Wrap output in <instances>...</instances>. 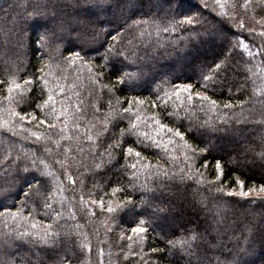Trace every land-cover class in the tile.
I'll return each mask as SVG.
<instances>
[{"label": "trees", "instance_id": "obj_1", "mask_svg": "<svg viewBox=\"0 0 264 264\" xmlns=\"http://www.w3.org/2000/svg\"><path fill=\"white\" fill-rule=\"evenodd\" d=\"M222 3L0 0V264H19L30 250L52 264H183L184 248L169 240L201 220L162 229L150 219L179 186L214 219V237L192 243L189 264H264V163L238 171L207 141L255 146L256 135L264 161V2ZM187 16L197 22L176 23ZM217 63L240 85L222 83L220 72L204 81ZM4 143L17 147L8 153ZM240 191L248 196L227 195ZM129 199L134 212L121 208ZM49 225L59 236L46 244L39 237Z\"/></svg>", "mask_w": 264, "mask_h": 264}, {"label": "rangeland", "instance_id": "obj_2", "mask_svg": "<svg viewBox=\"0 0 264 264\" xmlns=\"http://www.w3.org/2000/svg\"><path fill=\"white\" fill-rule=\"evenodd\" d=\"M27 1V0H26ZM24 2V1H23ZM20 12L21 9H19V11L17 12V14L14 16L15 18L13 19V26L12 27H16V22L19 21V19H21L20 17ZM19 16V17H18ZM79 27V30L82 31L83 29ZM84 28V27H83ZM64 27L60 26V31L62 33H64ZM77 32V31H76ZM61 34V33H60ZM225 35H223V37L221 36V39H216V41L213 42L212 47L214 49H218V45L223 41ZM24 37V36H23ZM21 38L22 42H25V39L28 38L27 34L25 35L24 38ZM47 42L48 45L50 41L47 40L45 41V43ZM6 45L0 46V60L2 61V54H6ZM22 53H23V59L20 60L19 64L23 63V60H25L27 58V50L25 47H23L22 49ZM216 73L220 72V79L222 80V83L228 85V83H233L236 81V76L232 75L228 72H224L222 71H215ZM212 81L214 80L215 76L212 75ZM237 85H240V83L238 81L235 82ZM229 86V85H228ZM199 94V95H198ZM202 93H193V96H200ZM255 136V137H254ZM206 137V136H205ZM254 139V143L255 146L252 144L248 143V140H235L231 143H227V145H221L220 143L217 142V140L213 139L212 137H208L207 141L209 144V148L211 151H213L214 153H216L217 156H219L220 158H227V160L229 161L230 165L238 170V171H243L242 165H248L252 168L257 169L258 164L256 162H260V163H264V161H262L261 157L258 155V151L260 148H262V141L257 138L256 135L252 136ZM251 139V138H250ZM1 143V142H0ZM5 149L8 151V153L12 152L13 150H15V148L17 147L16 144H12V143H4ZM256 148V151H254V149ZM259 158V159H258ZM171 192V196L169 198L168 201H165L164 203L160 202L158 204H156L157 209H155L154 211H152L151 214V221L155 224L158 223L159 225H161L162 229H172V228H176V226H178L181 222L177 221L176 218L174 217V215L176 214V211H181L182 213H187L185 215V217L182 218L183 222H185V220L187 218H189V221L193 222L195 218L200 219L201 220V227L197 228V229H193L191 225H185V227L189 230V232L192 231H196L201 233L202 235V241L205 242L208 240L209 237H214V234L211 230V225L214 222V219L211 217L210 213H208L205 209L206 204H202L197 202L196 197H194L196 195L195 191H187V189L183 186H179V188L175 190H170ZM149 200V197H147L146 195L143 196V201H147ZM231 210H236L235 208H227V212H231ZM242 210L240 212V214H242V216L245 214V216L249 213V208H244V209H240ZM141 209H137V212H141ZM163 212L165 213L166 211L169 212L170 215H166L165 219L163 221L160 222H156V217L158 215L159 212ZM247 212V213H245ZM186 218V219H185ZM227 223L233 224L235 222V220H227ZM223 223H225V220L220 219L217 220L216 225H223ZM164 224V225H163ZM246 225V224H245ZM164 226V227H163ZM213 226V225H212ZM234 238L229 239V242H232ZM193 243V242H192ZM65 246L68 248L67 250L69 251V249H71L69 244H65ZM193 248L191 247L190 249H188L187 251L185 250V252L183 251V253H181L179 256L180 261L183 264H189V262H191V256L193 254L192 252ZM32 253H34V251L31 252L30 251H26L24 253V255L22 256V258L18 259V263L19 264H25L26 262H32L33 264H52L49 262H45L44 259H40L38 258L39 261H37V259H32L31 255ZM16 256H14L15 258ZM177 257V256H175ZM200 264V263H198ZM202 264V263H201Z\"/></svg>", "mask_w": 264, "mask_h": 264}, {"label": "snow or ice", "instance_id": "obj_3", "mask_svg": "<svg viewBox=\"0 0 264 264\" xmlns=\"http://www.w3.org/2000/svg\"><path fill=\"white\" fill-rule=\"evenodd\" d=\"M170 4L174 2V0H169ZM251 0H244V4L242 5V7L247 8L250 5ZM262 2H264V0H262ZM216 3L218 5H220L221 7L224 6V4L222 3V0H216ZM233 7H235V5H233ZM196 18L193 16H187L184 20H180V21H176L177 24L183 25V24H187V25H194L196 23ZM136 23H142L141 21H138ZM240 27L243 28L244 25L243 23L240 24ZM261 35H264V32L261 33ZM38 40L43 41L45 39V35H41L37 37ZM115 39V38H114ZM121 53L117 52L116 55H120ZM77 58H79V53L76 54ZM215 69L216 70H220L221 69V64L217 63L215 64ZM216 72H213V75H215ZM203 80L204 81H211L212 77L208 76V75H203ZM32 83V81H26L25 84H30ZM13 84L15 85V81H13ZM15 87H19V85H15ZM182 87V89L184 91H189L191 89H193L195 87V85L193 84H185L180 86ZM205 87H207V85H205ZM9 92L13 91L12 87H9L8 89ZM199 95V94H198ZM199 98L201 100H206L209 99L207 96H199ZM188 99L191 100L192 96L191 94H189ZM49 101H52V97L49 96L48 100L45 101V104H47ZM213 105L216 104V101H212L211 102ZM225 108H231L232 105L230 104H225L224 105ZM125 111H127V109H125ZM13 115H15V113H13ZM21 119H23V117H21ZM41 123H44V121H41ZM50 127H55V125H50ZM133 127H135V125H133ZM161 127H164L163 125H161ZM106 131V129H105ZM176 135L180 136L181 133L180 132H176ZM133 151L132 148L128 149V152L131 153ZM201 151H209V149H202ZM137 156H139L140 154L137 152L136 153ZM264 155V154H262ZM217 169H219L221 167L220 162L217 161L216 164ZM241 175H243V173H241ZM71 179V178H70ZM237 184H239L241 186V188L243 187V181L237 180L236 181ZM218 192L223 191L222 189H217ZM254 191V189H249L248 192ZM248 192H244V191H240V192H229L227 193V195L229 196H241V197H247L248 196ZM259 192H264V184H262L259 188ZM264 199V198H261ZM47 206V205H46ZM121 208L124 209L125 211L128 212H134L135 208H136V204L134 201H132L131 199H129L128 201H126L123 205H121ZM109 212L114 211V209L109 208L108 209ZM141 223H145V221H141ZM35 227V225H34ZM52 226L49 225L48 229L45 230L44 235L42 237H39V239L41 240V242L43 243H55V237L59 236V233L53 232L52 230ZM133 232L135 233H141V232H146V228H142V227H136L132 229ZM26 235V234H25ZM202 239V235L199 232L196 231H192L191 234L187 237V238H181L180 240L177 241H173V240H169V244L172 245L173 247H176L177 245H180L181 247L184 248V250H188L192 247V242L197 241Z\"/></svg>", "mask_w": 264, "mask_h": 264}, {"label": "bare ground", "instance_id": "obj_4", "mask_svg": "<svg viewBox=\"0 0 264 264\" xmlns=\"http://www.w3.org/2000/svg\"><path fill=\"white\" fill-rule=\"evenodd\" d=\"M175 213L176 214L174 216H175V218H176L177 221L178 220H181L187 214V213H182L181 211H176Z\"/></svg>", "mask_w": 264, "mask_h": 264}]
</instances>
